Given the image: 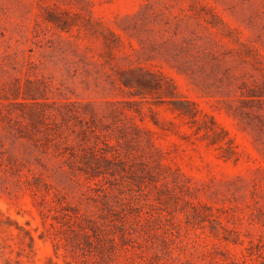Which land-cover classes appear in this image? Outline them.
Instances as JSON below:
<instances>
[{
	"label": "rangeland",
	"instance_id": "1",
	"mask_svg": "<svg viewBox=\"0 0 264 264\" xmlns=\"http://www.w3.org/2000/svg\"><path fill=\"white\" fill-rule=\"evenodd\" d=\"M0 264H264V0H0Z\"/></svg>",
	"mask_w": 264,
	"mask_h": 264
},
{
	"label": "trees",
	"instance_id": "2",
	"mask_svg": "<svg viewBox=\"0 0 264 264\" xmlns=\"http://www.w3.org/2000/svg\"><path fill=\"white\" fill-rule=\"evenodd\" d=\"M175 109H176V108H175ZM176 110H177V111H180L181 114L186 115V114H185L186 112H184V111H182V110H180V109H179V110L176 109Z\"/></svg>",
	"mask_w": 264,
	"mask_h": 264
}]
</instances>
